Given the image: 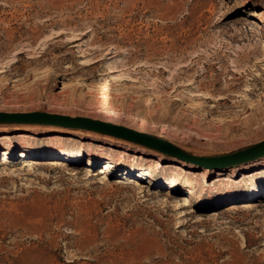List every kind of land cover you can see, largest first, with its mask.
I'll list each match as a JSON object with an SVG mask.
<instances>
[{
    "label": "rangeland",
    "instance_id": "1",
    "mask_svg": "<svg viewBox=\"0 0 264 264\" xmlns=\"http://www.w3.org/2000/svg\"><path fill=\"white\" fill-rule=\"evenodd\" d=\"M261 12L264 0H0V112L105 119L195 157L255 147L264 140ZM232 60L247 70L236 90L250 68L262 76L249 80V98L220 100L212 116L174 104L171 91L187 80L181 89L228 94L225 81L241 76ZM109 67L167 79L113 87L111 113ZM261 159L206 171L109 134L0 122V264H264V167L252 165ZM249 172L254 180L242 181ZM184 196L194 203L178 209Z\"/></svg>",
    "mask_w": 264,
    "mask_h": 264
},
{
    "label": "bare ground",
    "instance_id": "2",
    "mask_svg": "<svg viewBox=\"0 0 264 264\" xmlns=\"http://www.w3.org/2000/svg\"><path fill=\"white\" fill-rule=\"evenodd\" d=\"M261 13H262L261 14L262 17L264 18V12H261ZM249 22L251 24H255L258 27H261V28L263 27V25L260 23V21L251 20ZM262 34L263 33H260L259 32V35H262ZM77 39H79V38L78 37L73 38V39L70 40V42H74ZM263 46H264V44H263ZM256 57H259V56H256ZM219 59H220V61H222L221 58H219ZM259 60H260V58H259ZM261 60H263V59H261ZM95 62L96 61H90L89 63L88 62H80V64L81 65H84V66H89V65L94 64ZM231 63H232L231 66H233V69L232 70L235 73L240 74L241 76L240 77H236L235 75H233V76H230L229 80H226L225 81L223 90L227 91L228 94H226L225 96H221V95L220 96H216L215 94H213L211 92L210 86H207V85H205L203 83H200L198 85V86L202 87L203 89H205L203 92L192 93L190 91H186L183 88L181 89L182 86H189V85L192 84L191 82H189V80H187L188 81L187 83H185L183 85H179V86L176 87V89L173 88L174 90L171 91L170 96L171 95L173 96V100L172 101H174V104L175 103H178V102L189 101V104L188 105L191 108V110L196 111V112H199L200 114L201 113H206V114L212 116L213 115L212 113L214 111H217V109L220 107V104H219V101L220 100L226 99V98L231 97V96L232 97L233 96L234 97H242L243 100H245L246 98H249L250 95L253 93V90H254V88L251 87V84H249V80H254V78H258V77L260 79L262 77V76L260 77V72L257 71L256 68L255 69L250 68L251 70H250V72H248V75L249 76L247 77V79L245 81L246 84L244 85L243 90L242 91H239V90H236L235 89L236 88V81L240 80L241 77H243L244 72H247V70L246 71H243L244 68L243 69L240 68L237 65V61H235V60H232ZM255 64H257V63H255ZM257 66H255V67H257ZM1 68H2V64L0 65V69ZM66 69H73V68L70 65H68L66 67ZM251 71H254V72L251 73ZM2 72H4V70L3 71H0V73H2ZM129 72L121 71L120 69L115 68V67H109V68H107V70L104 73L101 74L102 76L108 75V80L102 84V93H103L102 96H103V101L108 106V108L110 109V112L111 113H113V109H112V106H111L112 105V101L114 100V95H113V91H112L113 87H125V86H128L127 84L132 83L134 85V88H136L137 90H142V89L146 90V89H151V88H154V87L155 88L156 87H159L161 84L164 83L165 79H167V78H164L162 76H153V75H151V76H143L142 78H136V77H134L131 74L132 72L131 73H129ZM224 72H227V68H224ZM253 76H254V78H253ZM230 80H232V82ZM211 87H212V85H211ZM152 95L153 94H149V96H146V99H145V102L146 103H150L154 99ZM53 100L56 101L55 98H53ZM237 102L235 101V104ZM250 105L252 106V108H254V110L256 111V113L261 110V107H260L259 103H257V104L256 103H251ZM47 112H48V114L53 113L52 111H47ZM9 113H11V112H9ZM13 113H15V112H13ZM57 115L65 116V114H57ZM71 116H72L71 118H73L76 115H71ZM68 117H70V116H68ZM99 120H101V121H103L105 123L109 122V121H107L105 119H99ZM253 122H254V119H251L249 121L242 122L241 125H245V126H247V128H249L253 124ZM113 124H117V123H113ZM117 125H120V124H117ZM132 130H135V131H138V132L143 133V131H139L137 129H132ZM259 147L260 148H263V150H264V140H261ZM256 149H257V145L255 146V148H251L250 151L252 152V150H253L255 152ZM255 154H257V152L253 153L252 155H255ZM247 155H248V153H244V152L238 153L237 152L236 154H233L232 155L233 158H231V159L232 160L233 159H236V160H233V161H238L239 158H242L243 156H247ZM258 155H262V154H260V152H259L257 154V156ZM171 157L172 158H176L174 156H171ZM178 162H180L181 165H190V163L191 164L194 163V162L186 161V160H183V159H179ZM186 162H188L189 164H186ZM194 164L195 165H199V167H205V168H207L206 171H208V170L209 171L210 170H214V169H210V168L206 167L201 162L194 163ZM252 165H254V167H256V168L264 167V159L255 161V162H253ZM106 173H107V169L106 170H101V172H100V174H106ZM251 173H253V172H249V173L242 174V176H244L243 179H242V181H245V180H254L255 174H251ZM256 174H259V173L257 172ZM218 175H219V177H224V178L227 179V177H225L226 174L224 172H222V171H219L218 172ZM105 178H106V176L103 177V179H105ZM220 179L221 178H219L218 180H220ZM193 201L194 200L192 199V197H190V196H184L183 197V203L178 207V209H180V208L181 209H183V208L185 209L187 207L192 206L193 203H194ZM186 213H188V212H186ZM183 215H185V212H182L181 211V216H183Z\"/></svg>",
    "mask_w": 264,
    "mask_h": 264
},
{
    "label": "water",
    "instance_id": "3",
    "mask_svg": "<svg viewBox=\"0 0 264 264\" xmlns=\"http://www.w3.org/2000/svg\"><path fill=\"white\" fill-rule=\"evenodd\" d=\"M0 122L6 124H14V125L44 124L49 126H59V127H65L71 129H87L96 133L109 134L117 138L141 145L143 147L159 151L168 156H174L176 158L183 159L186 161H191L194 163L201 162L210 169H220L225 166L233 165L234 163L236 164L240 162L250 161L252 159H255L259 152L260 154L264 153L263 148H260L259 147L260 144H258L257 149L255 151L257 152V154H255L256 156L252 155L253 153H255L253 150L252 152L250 151L251 148H255V147H251L249 149L241 151L244 153H248V155L239 158L238 161H233L236 159L233 160L231 159L233 158L232 155L234 153L230 155L209 157V158L195 157L179 149L174 144L166 140H163L161 138L132 130V128H129L124 125L105 123L100 120L92 119L89 117L71 118L68 116H61L57 114H48L46 112H29V113L0 112Z\"/></svg>",
    "mask_w": 264,
    "mask_h": 264
}]
</instances>
